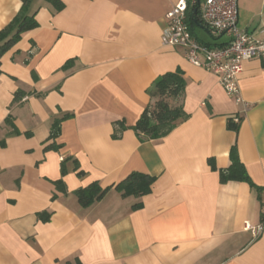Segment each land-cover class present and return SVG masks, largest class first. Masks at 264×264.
I'll list each match as a JSON object with an SVG mask.
<instances>
[{
	"label": "crops",
	"instance_id": "0c3cea01",
	"mask_svg": "<svg viewBox=\"0 0 264 264\" xmlns=\"http://www.w3.org/2000/svg\"><path fill=\"white\" fill-rule=\"evenodd\" d=\"M62 1L56 10L34 0L38 27L2 57L0 264H264V230L246 228L263 221L262 60L244 62L246 105L183 48L163 45L180 0ZM21 6L0 0V30ZM238 24L261 32L264 0H239ZM211 36L202 38L229 41ZM177 69L187 117L143 141L132 127L152 101L149 88ZM119 122L128 128L115 137ZM234 144L256 187L221 181ZM134 171L156 177L150 193L112 187L90 205L79 202L78 190L115 186Z\"/></svg>",
	"mask_w": 264,
	"mask_h": 264
},
{
	"label": "trees",
	"instance_id": "16d2710c",
	"mask_svg": "<svg viewBox=\"0 0 264 264\" xmlns=\"http://www.w3.org/2000/svg\"><path fill=\"white\" fill-rule=\"evenodd\" d=\"M47 1L50 2L56 10H61L65 6L62 0ZM189 2L190 7L187 13V22L189 23L192 33L196 34L195 27L201 26L198 14L201 0H190ZM33 3L34 0H22V6L19 12L8 25L0 30V74L2 73L1 65L3 55L18 43L25 32L39 25L36 19L37 10L32 9ZM185 87L186 79L183 71L180 69L168 71L155 79L152 86L149 88L152 101L144 109L137 123L132 127L140 136L141 140L162 138L172 132L179 122L187 117L182 103ZM18 96L19 95H16V98H18ZM70 115L71 114L66 113L62 118L54 122L53 132L50 138L56 137L59 134L61 120L68 118ZM230 126L234 129L238 128V124L233 122ZM127 128L128 126H126L124 122L117 123L114 136L119 137L120 133ZM51 146L53 147V145ZM230 158V166L220 170L221 181H247L252 187H256L239 158L235 144L231 149ZM155 181L156 177L154 176L134 171L115 186L112 185L103 188L98 182H94L88 187L78 190L76 194L79 202L83 206H87L102 199L112 187L120 191L123 196H144L152 191ZM140 205L141 204L138 203L134 205V208H138ZM262 216L264 220L263 210Z\"/></svg>",
	"mask_w": 264,
	"mask_h": 264
},
{
	"label": "built area",
	"instance_id": "2783aa9c",
	"mask_svg": "<svg viewBox=\"0 0 264 264\" xmlns=\"http://www.w3.org/2000/svg\"><path fill=\"white\" fill-rule=\"evenodd\" d=\"M188 9L187 0H180L168 12L163 45L183 48L191 63L217 76L228 96L247 105L240 89V75L247 60L260 59L264 65V29L256 33L239 26V0H201L198 8L201 26L214 37L229 36L224 45L210 44L190 30ZM235 120L239 121L240 116ZM246 228L257 236L264 230V220L258 225L247 223Z\"/></svg>",
	"mask_w": 264,
	"mask_h": 264
},
{
	"label": "rangeland",
	"instance_id": "374dc122",
	"mask_svg": "<svg viewBox=\"0 0 264 264\" xmlns=\"http://www.w3.org/2000/svg\"><path fill=\"white\" fill-rule=\"evenodd\" d=\"M195 29H197L198 32L197 35L201 40L205 41V39H203L202 36H205L206 38L209 37V39H213L211 34L205 28L197 26L195 27Z\"/></svg>",
	"mask_w": 264,
	"mask_h": 264
}]
</instances>
